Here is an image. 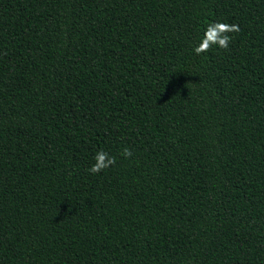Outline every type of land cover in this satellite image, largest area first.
<instances>
[{
	"label": "trees",
	"instance_id": "16d2710c",
	"mask_svg": "<svg viewBox=\"0 0 264 264\" xmlns=\"http://www.w3.org/2000/svg\"><path fill=\"white\" fill-rule=\"evenodd\" d=\"M0 264H264V0H0Z\"/></svg>",
	"mask_w": 264,
	"mask_h": 264
},
{
	"label": "clouds",
	"instance_id": "9594fccd",
	"mask_svg": "<svg viewBox=\"0 0 264 264\" xmlns=\"http://www.w3.org/2000/svg\"><path fill=\"white\" fill-rule=\"evenodd\" d=\"M239 24H229L227 22L213 21L209 23L205 29L201 42L194 48V53L200 55L208 52L213 45H217L222 49H229L234 37L229 33L240 32ZM121 155L125 158H130L133 153L128 147L122 150ZM95 163L89 169L93 174H97L105 169L114 166L117 158L105 150H100L95 155Z\"/></svg>",
	"mask_w": 264,
	"mask_h": 264
}]
</instances>
